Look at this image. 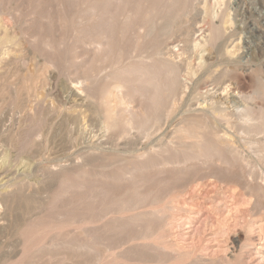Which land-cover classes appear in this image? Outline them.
<instances>
[{
    "label": "rangeland",
    "instance_id": "1",
    "mask_svg": "<svg viewBox=\"0 0 264 264\" xmlns=\"http://www.w3.org/2000/svg\"><path fill=\"white\" fill-rule=\"evenodd\" d=\"M97 1L101 2L102 0H0V39L2 40L0 42V264H113L121 261H126L128 264H141L140 261H137L139 252L137 254L126 251L129 243L119 245L124 236L126 237L130 227L123 230L118 229L119 231H113L114 233L110 231V234L103 229L92 232L97 236H106L107 240L104 239V243L111 246L107 248L105 247L107 245L100 242L101 245L98 246L99 248L97 247L100 258L95 253L83 254L75 246L65 244V242L55 246L50 245L51 240L59 236L57 241H61L67 236V233L72 234L70 238L80 236L73 233V226H65L62 223L60 226L59 215L62 214L65 220L68 215H72L74 212L99 211L102 196L97 190L98 184H102L106 193L108 189L113 192H121L119 184H113V182L111 184L110 181L101 183L97 178L99 172L105 168L103 166L110 164L109 167H113L135 152L144 151L150 146L154 147L165 141H175L176 129L186 126L189 121H200L203 112L210 108V102L216 104L218 99H222L223 103H219V106L221 105L229 113H233L238 106H242L245 100L235 88V74L231 73L228 77L218 78L230 61V63L236 61L233 65L241 78L244 91L252 93L259 90L252 67L255 65L264 67V6L259 4V0H192L190 12L186 13V17L184 16L182 21L184 25L182 23L181 26L173 25L169 30H165L166 27H170V23L166 19L158 21V31H161L158 35L160 38L158 41L162 43L161 56L172 59L181 69L180 91L168 103V106L171 104V114L163 115L161 122L158 121L156 127H153L154 133L146 139L137 131V128H133L127 136L122 135L123 137L119 135L121 129H107L105 114L95 103V98L86 88V83L88 77H94L95 82L91 92L99 96L102 86L107 85L105 76L111 71V66L109 62L103 61L104 59L94 53L92 50L95 47L94 42L92 44L89 39L86 40V36H82L83 39L77 37L80 27L76 21L81 14L83 15L81 10L83 11V8L88 6L87 4ZM223 2H230L232 12L230 18L233 20V28L231 27L228 31L225 39L226 45L230 44L233 39L238 41L241 38V48L235 57L222 56L216 58L213 65L200 67L197 62L200 61L201 49L197 48L195 43L200 40V25L205 24V10L209 8L213 15L219 14L224 7ZM136 6V3L132 4L133 9ZM140 30L144 31L143 28ZM136 44H138L137 38L135 39L134 30L130 27L124 34L120 47L123 49L125 60L131 58L132 55L149 58L153 54V49L150 48L151 44L145 43L143 47L133 51ZM207 52L203 53L207 54ZM229 83L232 84L230 86L232 89L225 87ZM224 88L226 91L223 90ZM258 102L260 104L262 100L258 99L257 104ZM133 104L138 105L139 102L136 100ZM188 167L189 169H187ZM188 167L183 172L173 171L165 176L150 175L144 185V190L159 188L161 195L172 194L171 196L177 199L179 205H182L181 202H183L185 207L186 205L188 208L191 206L195 211L210 210L211 215L216 216L212 217L213 225L209 224L207 231L204 227L207 235L213 229L218 231L221 224L226 223L225 225L229 228H226V233L224 232L223 236L222 233H218L219 235L216 233L215 237L219 236V240L210 239L209 241L212 242L209 243H207L208 236H206L207 238L203 236L205 243L202 234H197L198 238L201 236L199 239L202 240L197 239L201 242L199 243L196 241L197 237L188 232L191 228L190 218H193L197 213H189L187 207H183V211L179 213L181 208L176 207L173 211L176 212L178 208L179 212L177 211L175 214L171 210V213L177 215L173 216L177 219L178 223L175 221L177 225H181L182 218L183 220L190 219H185L181 227L175 226V222V225L173 224L174 230L176 231L179 227L177 231L181 232L178 234L185 238L181 239L183 243L187 242L186 239L189 238L188 241L192 240L193 244L190 242L191 244L189 243L187 246L201 244L200 247H202L205 243L217 248L218 246L212 244L222 241L221 244L219 243L222 245L220 247L222 249L218 254L221 257L226 256L231 264H246L247 262V264H264V260L255 254L257 247L264 240V235L259 228H255L256 230L251 232L248 228L251 218L264 220V211H258L255 216L249 217V213L251 214V211H248L250 208L247 205L249 204H242V209H246V211H243V214L239 212L236 214L235 209L231 207L232 201L229 197L226 199L225 196L226 194L230 195V189L235 187L233 185L235 183L228 181L226 183L218 181L217 183V179L210 178L206 179L207 181L198 180L189 186L193 176L206 168L192 165ZM225 169L212 167V170H218L217 173L220 176L229 178L234 171ZM79 170H82L84 177L76 180L77 183L73 186L70 183L75 182ZM65 178L70 179V183L68 182L67 185H64L62 180ZM166 178H168L167 181L164 180ZM22 183L24 186L19 194L33 196L35 204L39 206H36L33 211H29L23 201L24 207L22 208L21 200L17 197L20 203H18L19 205L16 203L18 208H15L16 211L13 210L14 215L12 216L11 213H8V201L6 202L5 197L10 196ZM217 184L219 185L217 186ZM184 187L189 191L186 192ZM97 192L99 197H96L95 193ZM186 195L190 199L189 202ZM213 197L220 202L215 201ZM252 198L255 200L254 197ZM185 200L187 203L184 202ZM92 208L94 210L91 211ZM17 209L18 212H21L20 214ZM185 211L187 213H184ZM246 212H249L248 215ZM15 215H20L21 224H27L30 221L29 218L34 216L36 224L40 221L56 222L58 226L44 228L45 231L42 229L43 233L41 231L38 236L33 233V228L31 229L33 225H23L25 228L18 229ZM231 216L235 217V220L234 218L230 220ZM236 220L239 224H236ZM103 222L105 220L94 222L93 225H99L98 223L102 225ZM110 223L106 228L114 227V222L110 221ZM171 230L166 232L168 240L178 242L181 237L178 236L179 240H177L178 237L174 235H177V231ZM92 231L94 230L92 229ZM248 233L250 234L248 235ZM246 237H252L253 240L250 241L252 244L247 247L250 254L245 255L240 250ZM37 241H39V245L40 243L45 244V246L42 245L44 248H37L38 244L35 245ZM113 245L117 247L115 248ZM187 246L185 245V249L189 248ZM207 251L209 252V250ZM255 256L257 257L255 258Z\"/></svg>",
    "mask_w": 264,
    "mask_h": 264
},
{
    "label": "bare ground",
    "instance_id": "2",
    "mask_svg": "<svg viewBox=\"0 0 264 264\" xmlns=\"http://www.w3.org/2000/svg\"><path fill=\"white\" fill-rule=\"evenodd\" d=\"M191 2L192 0H102L101 2H91V4H87L88 6L83 8V11L81 10L83 15L79 14L80 16L78 15L79 17L76 21L80 27L79 32H77V37L83 39L84 37H81L86 36V40L89 39L91 43L94 42L95 47L92 49L94 50V53L104 59L103 61L109 62L111 66V71L105 76L107 85L102 86L99 96H96V94L91 92V89L94 86L95 78L91 76L88 77L86 83V88L95 98V103L99 105L100 109H102L105 114V126L107 129L119 128L121 129V134L119 135L127 136L133 128H137V131L146 139L150 138L154 133L152 129L157 122L162 119V116H168L171 114V104L168 106V103L170 99L176 96L180 91L181 69L172 59L161 56L162 43L158 41V39H160L158 38V35L161 31H158V21L166 19V21L170 23V27H166L165 30H169V28L173 25L181 26V23L184 20L183 18L186 17V13H188L190 9ZM133 3H136L137 5L134 9L132 8ZM223 4L224 7L220 10L221 12L219 14L213 15L209 8H206L205 10V24L200 25V40L195 43L196 47L201 49V52L199 53L200 61L197 62L200 67L213 65L214 60L222 56L226 58L235 57L241 48V38L238 41L233 39L230 44L226 45L227 41L225 39L228 31L231 27L233 28V20L230 18L232 13L230 2H223ZM259 4L264 6L263 0H259ZM130 27L134 30L135 39L137 38L138 41V44H136L133 51L143 47L145 43H149L152 46L150 48L153 49V54L149 58L130 55L131 58L127 60L124 59L123 49L120 47L122 40L124 39V34ZM141 28H143L144 31H141ZM82 32L84 33L82 34ZM0 42H2L1 39ZM205 51H208L207 54L203 53ZM230 62L227 63L226 68L220 73L218 78L228 77L231 73L235 74V88L239 91L238 93L241 97H243V100H245L243 105L238 106L233 113H229L228 111H225V108L221 105L219 106V103H223L222 99H218L216 104L210 102V108L203 112L202 119L200 121H189V123L187 122L188 126L186 123V126H180L176 129L175 141H165L159 145H155L154 147L150 146L144 151L135 152V154L126 157L123 161H120L119 164L114 165L113 167H109L110 164L103 166L105 168L99 172L97 178H99L101 183H108L110 181V183L113 182V184H119L121 192H113L108 189V192L106 193L102 184L97 183L99 185L97 190L102 196L101 207L98 206L100 207V210H97V212H74L72 215H66L67 218L65 220L62 217L63 215L60 214L58 219L59 225L62 223L65 226H73L74 229L71 228L73 233L75 232V234H79L80 236L70 238L72 234L67 233V236L61 241H57L59 236L51 240L50 245L55 246L65 242V244L75 246L77 250L83 254L95 253L96 256H99L100 253L97 251V247L101 245V241L103 242L102 244L107 245L105 247L108 248L111 246L110 244L104 243V239L107 240L106 236L104 237L99 234V236H97L96 233L92 232H97L99 229H103L105 232L110 234V231L115 232L118 229L123 230L130 227L132 230L130 231L129 229L130 233H128V231L123 240L120 238L122 241L119 245L129 243L127 248L128 250L126 249V251H131L137 254L139 252L137 261H140L141 264H231L226 256L221 257L218 254L219 250L222 249L220 248L222 246L220 245V242L222 241H219L220 244L218 241H216V244H214L215 242L212 244L218 246L216 248L210 246V244H205V239H203V236H208L207 243H209L212 242L209 241L210 239H214L213 241L218 239L219 236L217 238L215 237L216 233H222V236L225 235L226 228H229L225 225L226 223L223 225L221 224V226L219 225L218 231L211 228L213 230H209L210 232L207 235L204 227L207 231V228L209 227L208 225L213 222L212 217H215L216 215L212 216L209 212L210 210L206 211L205 209H199L195 211L193 207L189 206V208L191 207L189 209L188 205H186L189 213L193 212L194 214V212H196L197 214H200L198 216L197 214H194V217L192 215L193 218H190L191 220L188 218L190 220L189 223H191V230L189 229L188 232H191L193 234L192 236L197 237L196 241H198L197 239L201 237L199 236L198 238V235L201 233L202 239L205 242L204 245L200 247L201 244H198V242L202 240L199 239L196 243L200 248L198 245H190L191 248L188 245V248L187 244L190 242L192 243V240L189 242L188 238L186 239L188 243L185 241L184 242L186 244L183 243L181 239L184 240L185 238L178 234L181 231H177V229L184 224L183 222L186 218L183 220L182 217L185 214L180 216L182 218L180 226L177 225L178 222L175 218L177 215L172 214L175 212L173 210L176 207L181 208L180 212L178 211V208L176 209L179 213L183 211L182 209L186 208L183 205V202H181L182 205L180 204V206L177 204V199L171 196L172 194L161 195L159 193V188L156 190L155 188L144 190V185L148 178H150V175L153 176V174H157L158 176H165L173 171L178 173L183 172L186 167L191 165L198 166L206 169L204 171H200L198 168L200 172H197L196 170V175L193 176L192 180L189 179V186L191 183H196L198 180H206L210 178H215V180L217 179V183L218 181H220V183H223V181H225V183L226 181L232 182L235 183L233 184L235 187L233 186L234 188L232 190L230 189L229 196L227 194L225 196L226 199L229 197L232 201L231 207L235 209L234 212L236 214L246 211V209H242V204H249L247 206L250 208L248 211H251V214L246 212L247 215L249 213V217L255 216L258 211H264V67L262 65H255L252 67L253 76L259 90L249 93L244 91L241 78L239 77V74H237L235 65H233L236 61L232 63ZM227 84L225 87L227 89L231 88L230 86H232V84ZM223 90L226 91L225 88ZM258 99L262 100L260 104L259 102L257 104ZM136 100L139 102L138 105L133 104ZM213 166L219 169L226 168L225 170H230L231 172L234 171V173L232 175L230 174L231 176L229 178L220 176V174L217 173L218 170H212ZM187 169H189V167ZM80 177H84L82 170L77 172L74 183H70L69 178L62 180L64 181V185H67L69 182L74 186ZM167 179L168 178L164 180L167 181ZM218 185L219 184H217V186ZM23 186L24 183H22L20 187L18 186L15 191H11L12 193L10 196L8 195L5 197L6 202L8 201V213H11L12 216L14 215L13 210L17 207L16 203H20V200L21 204L24 202L23 204H25L29 211H33V209H36V206H39L35 204V200L32 198L33 196L30 197L29 195L19 194L21 193ZM196 187L198 186L196 185ZM191 188L193 189V187ZM185 191L187 192L189 190L186 189ZM98 192L95 194L97 195ZM223 193L225 194L226 192ZM17 197L20 200H17ZM96 197L99 196L97 195ZM252 197H254L255 200H253ZM34 198L36 197L34 196ZM213 198L215 199V197ZM5 200L3 198V201ZM36 200L38 201V199ZM216 200L217 199H215V201ZM189 201L190 199L188 202ZM184 202L187 203L186 200ZM38 203L40 204V202ZM23 204L22 208L24 207ZM226 208L224 209L226 210ZM244 208H246V206ZM92 210L94 209L92 208L91 211ZM171 210L173 211L172 213ZM14 211H16V209ZM20 213L21 212H18V214ZM184 213L187 212L185 211ZM220 214L222 213L220 212ZM19 216L20 215L14 216L16 222L18 223V229L25 228L26 225H33L31 229L33 228V233L38 236L41 234L42 229L44 230V228H49L50 226L51 228L58 226L56 222L46 223L40 221L36 224L34 222V216L31 218L32 220L29 218L30 223L26 222L27 224H21ZM232 216L230 217V220L233 218L235 220L236 215L233 218ZM226 217H224L225 220ZM243 219L246 220L245 218ZM257 219L251 218L249 220V232L253 231L255 228H259L264 235V220L262 218L261 220H259V218ZM104 220L105 222H103L102 225H100V223L96 226L93 225L94 222ZM110 221L114 222V227L112 229L106 228ZM217 222L220 224L219 221ZM237 223L238 221L236 224ZM173 224L175 226H179L178 228L176 227L177 235H174L181 237L180 240L182 243L180 242L179 237L177 240H179L178 242L180 243L176 241H169V238H167L168 231L175 229L173 228L175 227ZM234 225L232 224V226ZM215 226L218 225L216 224ZM92 229L94 231H92ZM249 234L250 233H248V235ZM189 237H191V235ZM244 240L245 241L241 244L240 251L244 252L245 255L250 254L247 247L252 244L250 241L253 239L252 237H246ZM184 244L188 249H185L186 247ZM35 245H37V248L39 247V249L44 248L42 245L45 246V244L41 243L39 245V241H37ZM113 247H115V245H113ZM207 250H209V252ZM255 254L264 260V240L261 245L257 247ZM257 256H255V258ZM113 264L128 263L126 261H121L114 262Z\"/></svg>",
    "mask_w": 264,
    "mask_h": 264
}]
</instances>
